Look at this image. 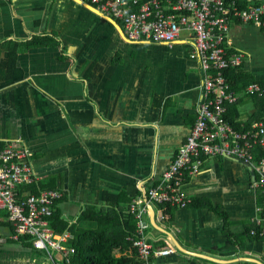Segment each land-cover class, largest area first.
Masks as SVG:
<instances>
[{"label":"crops","instance_id":"crops-1","mask_svg":"<svg viewBox=\"0 0 264 264\" xmlns=\"http://www.w3.org/2000/svg\"><path fill=\"white\" fill-rule=\"evenodd\" d=\"M110 18L80 0H0V147L31 151L34 184L63 190L56 210L69 224L105 193L129 204L155 185L197 122L204 74L192 34L133 41ZM229 40L264 91V28L233 23ZM237 94L228 118L241 129L264 122V93ZM256 179L232 157H206L184 179L188 209L149 206L148 241L173 249L153 264H264V238L249 235L263 199ZM5 217L0 264H40Z\"/></svg>","mask_w":264,"mask_h":264},{"label":"built area","instance_id":"built-area-1","mask_svg":"<svg viewBox=\"0 0 264 264\" xmlns=\"http://www.w3.org/2000/svg\"><path fill=\"white\" fill-rule=\"evenodd\" d=\"M94 6L102 14L120 23L125 35L133 41L148 40L170 45L182 32L192 34V57L200 61L204 74L197 122L174 160L150 187L140 186L129 211L136 220L135 237L128 238L141 264L173 252L171 247H156L148 241V209L151 205L186 210L191 199L185 189V178L197 175L206 157H232L253 168L263 199L252 220L250 236L264 237V122H254L244 131L235 129L227 120L229 106L239 99L225 75L228 67H240L242 52L234 51L229 40L230 22L252 24L264 28V3L238 7L236 1L225 0H80ZM232 51V52H231ZM260 91L258 82L250 83L246 92ZM262 157L256 160V152ZM33 154L12 143L0 147V213L4 212L12 230L9 238L31 242L43 252L49 264H72L76 248L68 244L71 235H58L43 219L47 206L62 196L56 190L25 194L22 187L37 180L32 168ZM1 221V219H0ZM56 252L58 262L55 260Z\"/></svg>","mask_w":264,"mask_h":264},{"label":"trees","instance_id":"trees-1","mask_svg":"<svg viewBox=\"0 0 264 264\" xmlns=\"http://www.w3.org/2000/svg\"><path fill=\"white\" fill-rule=\"evenodd\" d=\"M147 0L141 1L142 3ZM236 1L241 9H245L242 3L237 0H225L226 3ZM261 3L253 4L257 6ZM234 21L230 22V26ZM45 43L40 38H36L30 45H40ZM232 52V51H231ZM225 75L230 82L231 88L238 92L244 90L250 83L256 81L245 71L242 66L228 67L225 69ZM230 108V106H229ZM226 115L227 120L233 127L239 131L250 128L254 123L241 129ZM262 150L258 149V157H262ZM258 159V160H259ZM42 185L23 186L22 192L25 194H40L43 190ZM45 189V188H44ZM52 189V188H49ZM62 194L54 202L47 206L43 219L49 222V226L58 235L69 233L71 240L69 246L76 248L77 253L72 257V264H141L137 252L128 238L135 237L136 220L129 211L128 201L122 200L119 194H106L103 198L104 204L101 206L90 205L85 207L78 217L75 224H69L64 221L61 212L56 210V203L63 199L64 192L61 189H54ZM6 216V215H5ZM252 237V236H251ZM253 238L262 239L257 236ZM26 240L24 237L21 239ZM29 248L34 249L30 241ZM118 248H120L118 250ZM58 262V257H55Z\"/></svg>","mask_w":264,"mask_h":264},{"label":"rangeland","instance_id":"rangeland-1","mask_svg":"<svg viewBox=\"0 0 264 264\" xmlns=\"http://www.w3.org/2000/svg\"><path fill=\"white\" fill-rule=\"evenodd\" d=\"M56 257H59V255L56 252H53ZM33 258L38 260L39 263H43L45 261V264L49 262L48 257L43 252H36V250L33 251Z\"/></svg>","mask_w":264,"mask_h":264},{"label":"water","instance_id":"water-1","mask_svg":"<svg viewBox=\"0 0 264 264\" xmlns=\"http://www.w3.org/2000/svg\"><path fill=\"white\" fill-rule=\"evenodd\" d=\"M108 17V16H107ZM110 18V17H109ZM111 19V18H110ZM113 22H115L113 19H111ZM116 24H117V22H116ZM117 25H119V24H117Z\"/></svg>","mask_w":264,"mask_h":264}]
</instances>
